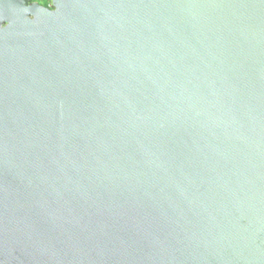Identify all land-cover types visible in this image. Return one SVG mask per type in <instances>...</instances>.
<instances>
[{
  "label": "water",
  "instance_id": "1",
  "mask_svg": "<svg viewBox=\"0 0 264 264\" xmlns=\"http://www.w3.org/2000/svg\"><path fill=\"white\" fill-rule=\"evenodd\" d=\"M0 264H264V0H0Z\"/></svg>",
  "mask_w": 264,
  "mask_h": 264
},
{
  "label": "trees",
  "instance_id": "2",
  "mask_svg": "<svg viewBox=\"0 0 264 264\" xmlns=\"http://www.w3.org/2000/svg\"><path fill=\"white\" fill-rule=\"evenodd\" d=\"M37 1L42 2L45 5L48 4V0H37Z\"/></svg>",
  "mask_w": 264,
  "mask_h": 264
},
{
  "label": "flooded vegetation",
  "instance_id": "3",
  "mask_svg": "<svg viewBox=\"0 0 264 264\" xmlns=\"http://www.w3.org/2000/svg\"><path fill=\"white\" fill-rule=\"evenodd\" d=\"M41 4H43L42 2H40ZM43 5H45V4H43ZM47 5V4H46Z\"/></svg>",
  "mask_w": 264,
  "mask_h": 264
}]
</instances>
